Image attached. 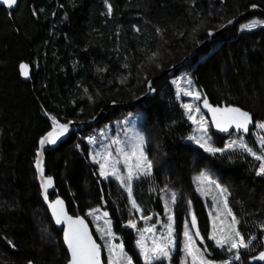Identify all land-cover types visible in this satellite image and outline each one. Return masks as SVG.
Listing matches in <instances>:
<instances>
[{
  "label": "trees",
  "instance_id": "16d2710c",
  "mask_svg": "<svg viewBox=\"0 0 264 264\" xmlns=\"http://www.w3.org/2000/svg\"><path fill=\"white\" fill-rule=\"evenodd\" d=\"M108 2L111 15L105 0H20L14 12L0 7V264H68L62 233L44 206L35 171L39 140L52 130L45 112L79 125L45 154L47 176L56 183L51 199L62 197L72 215L89 222L105 264L88 213L107 211L116 242L133 264H143L137 236L125 226L130 218L139 225V215L117 181L101 179L87 143L97 129L139 110L153 161L152 176L133 184L141 214L150 215V224L161 230V194L177 190L175 235L182 237L194 209L197 229L207 240L202 248L207 246L216 262L231 259L232 253L208 240L209 217L194 185L195 176L211 170L228 189L239 230L246 239L257 237L252 250L241 249V259L232 264H258L254 257L264 251V177L255 174L258 162L241 151L213 156L189 141L193 125L173 81L187 73L214 106L240 107L256 123L264 122V27L242 30L264 22V0ZM229 21L235 22L220 38L169 74ZM21 63L32 69L29 82L22 80ZM149 82L155 91L142 105H132L148 94ZM101 116L95 126L83 127ZM214 136V146L226 144ZM254 137L252 132L245 141L258 150Z\"/></svg>",
  "mask_w": 264,
  "mask_h": 264
},
{
  "label": "snow or ice",
  "instance_id": "6c2138e0",
  "mask_svg": "<svg viewBox=\"0 0 264 264\" xmlns=\"http://www.w3.org/2000/svg\"><path fill=\"white\" fill-rule=\"evenodd\" d=\"M0 5L6 6L8 9H13L18 6V0H0ZM107 8V14L111 15L112 5L105 0ZM231 23V21H229ZM257 26H264V22L253 21L251 23L242 26V30L246 29L251 31ZM211 35V33H209ZM20 73L25 78L29 75V65L21 63L19 65ZM173 84L177 85V99H179L181 93L185 96H192L195 100H201V94L195 91L192 87V81L187 80L188 88H181L180 81L174 80ZM150 91H155L151 87V83L148 85ZM87 91V90H85ZM91 100L92 97L90 96ZM203 105L211 113V124L215 126L217 131L222 133H228L230 129H235L237 133L249 132V125L254 124L253 117L248 111L242 110L240 107H213L209 104L206 97L203 98ZM181 107L185 110L187 119L195 125L194 133L187 137L204 152L210 153L215 156L217 153L223 154L225 151H241L246 153L258 162L255 168V174L259 177H264V136L257 138L259 149L254 150L252 146L247 143L243 137L237 139H231L223 147H216L211 143V136L208 134L209 127L208 122L204 119L203 115L197 116L200 113V108L195 109L191 104H181ZM48 119L51 121L52 130L39 140L40 148L43 149L45 145H54L57 140L66 134L69 130V122L61 123L55 115H49ZM257 128L264 129V122H258L254 125ZM89 144L95 143L92 138L88 139ZM124 142L120 139H114L111 145L105 146L103 152H96L92 159L94 163L99 164V174L104 179H108L110 176L119 181L120 186L128 194V202L131 204V209L136 213H142L141 206L133 198V181L139 180L141 177L150 178L152 176L153 161L148 158L144 151L145 139L143 135L137 133L134 138L127 142V147L122 146ZM115 145L116 155L113 156L110 148ZM78 147V146H77ZM41 155L37 152V160L35 163L37 172L39 173L41 180V188L43 189L44 199L48 200L47 189L52 186L53 180L51 176H45L44 168L42 166V160L39 159ZM123 163L126 175L121 174L118 164ZM197 191L203 195L204 189L200 187L202 184L210 185L212 188L218 190L220 195V202L223 206L222 215L225 219L220 221V224L213 222V228L211 234L208 235V239L214 242L216 248L226 250L232 253L231 259H226L222 264H232L233 261H239L241 259L240 250L246 251L252 250V241L256 240V236H251L246 239L245 235L238 228L239 221L233 214L232 209L228 206L227 194L228 189L222 187L217 181L205 172L201 171L198 176ZM177 202L175 192H171L167 199H164V214L167 216V222L163 225L166 229L165 233H162L159 237H151V244L146 243L145 232H154V228L145 227L139 231V236L136 239V248L139 252V258L143 260V264H163L164 261H172V253L176 248V239L174 236L175 219L172 214V208ZM190 204L191 201H188ZM216 205V200L213 198V206ZM52 211V216L55 219L57 225L64 224L66 227L63 230V240L70 253V259L68 264H104L102 259L101 245L93 239L92 234L88 230L87 224L84 219L79 216L73 218L69 216L64 209V202L57 199L55 202L49 205ZM99 213L100 209L93 208L89 211L88 215L92 216L93 213ZM108 212L104 211L103 216L104 226H97L96 231L100 235V239L105 241L104 247L107 249L108 258L107 264H133V257L130 256L125 250L124 245L112 244L111 241L117 237L112 231V221L107 219ZM220 215V214H218ZM142 219L150 220V215H143ZM94 220H99L100 216H93ZM127 228L136 230L137 222L135 219H128L126 225ZM261 232L264 233V223L260 225ZM191 229H196L192 232ZM183 243L180 251L182 257L180 264H216L213 260L212 254L208 251V247L203 249L197 246V240L200 238L199 243L203 244L204 239L201 237L199 229H197L196 216L192 215L191 224L187 221L183 224ZM11 243V242H9ZM14 247V245H12ZM254 259L264 261V251H260L258 256ZM31 264V261L28 262Z\"/></svg>",
  "mask_w": 264,
  "mask_h": 264
},
{
  "label": "rangeland",
  "instance_id": "374dc122",
  "mask_svg": "<svg viewBox=\"0 0 264 264\" xmlns=\"http://www.w3.org/2000/svg\"><path fill=\"white\" fill-rule=\"evenodd\" d=\"M258 27H264V26H257L255 28H253L252 30H255ZM175 80H179L180 81V87L181 88H188L189 85L187 84V80H191L192 81L191 87L195 91H197V92H199L201 94V100H195L192 96H185V95H183L181 93V95L179 97V100H180V103L181 104H184V103L191 104L194 109L196 107H199L200 108V113H198L197 116L203 115L204 116V119L208 122V127H209L208 134L211 136V138H212L211 139V143L213 144V140H214V137L215 136L213 134V130H212L211 123H210L207 115L201 109V103L203 101V94L197 89V87L194 84L193 80L190 78V76L187 73H182ZM175 86H176V89H177V85H175ZM184 112H185V110H184ZM143 119H144V113L141 110L136 111V112H129L124 117H121L120 119L114 121L111 125H106L105 127H101L99 129H97L96 131H94L92 133V135H91L90 138L94 139L95 140V143L89 144V142L87 140V143L90 146L91 160H92V162H93V159H92L93 155H95L96 152H103L105 146L111 145L112 140L118 138L122 142H124L122 144V146L127 147V142L130 141L132 138H134L137 133L143 135V137L145 139L144 151H145V154L147 155V153H146L147 141H146V138H145L144 133L141 130V123H142ZM195 127L196 126L193 125L192 134L194 133ZM252 132H253V134L255 136L254 138H255L256 141H257V138L258 137L264 136V129H260V128L255 127L252 130ZM241 136L242 135H235V134L234 135H231V136L225 138L226 143H228V141L231 140V139H237V138H239ZM242 137L245 140V137L244 136H242ZM256 143L259 146L258 142H256ZM194 145H196V144L194 143ZM196 146L198 147V145H196ZM110 150L112 151L113 156H115L116 155L115 145H112V147L110 148ZM95 164L98 166V170H99V164H97V163H95ZM117 167L120 169L121 174L126 175V172L124 170V165H123L122 162L120 164H118ZM205 172H207L211 176V178L215 179L217 181V183H219L222 187H224L222 185L221 180H220V177H219V175L217 173H215V172H213L211 170H206ZM198 176H199V174L194 177V185H195V188L196 189H197V185L199 183V181L197 179ZM101 179L103 181H106V182L107 181H110V180L117 181V180H115L111 176L108 179H104L103 177H101ZM135 181H137V180H134L133 181V184L135 183ZM117 182L119 183V181H117ZM200 187L202 189H204L203 195L201 194V192H198L197 190L196 191H197V194L200 196V198L204 201V205H205V208H206L207 216L209 217V224H208L209 227H208V231H207V234H206V236L208 237V235L211 234V232H212L213 222H215L216 224L219 225L220 224V221L222 219H225V218L222 215L223 206H222V203L220 202V195H219L218 190H216V189L212 188V186L206 185V184H202V185H200ZM171 192H175L176 193V197H177L176 204L174 206L170 205V207L172 208V214L174 215V208H175V206L178 203L181 202V195H180L179 191H177V190H171V189H166L161 194V202H162V204L164 206V199H167L168 196H170ZM213 198H215V200H216V205L215 206H213ZM218 214H220V215H218ZM96 215H99L100 216V219L99 220H94L93 219V216H96ZM138 215H139L138 218H139V222H140L139 225L140 226L137 225V229L136 230H133V232L136 234L137 238L139 236V231L141 229H143L145 227L154 228V230H155L154 232H145L144 233V235L146 237V243H148L150 245L151 242H152L151 237H153V236L159 237L162 233H165L166 232V229L163 227V225L167 222V216L164 214V211H163V217L160 218L159 219V222H158L160 225L162 224V229L161 230H159L156 227L155 224H150L151 220H144V219H142L141 218L142 217V214L141 213H138ZM192 215H195L194 214V209L193 210L190 209V214H189V216L187 218V222L189 224H191ZM89 218H90V222H91V224H92V226L94 228V231L96 232L99 240L102 243V247L104 249V253L106 254V258H108L107 249L104 247L105 241L100 239V235L96 231L97 226H100V227H103L104 226V220L106 218L103 216V212H101V211L99 213H95L94 212L92 216L89 215ZM107 219H109V218L107 217ZM191 231L192 232H195L196 230L195 229H191ZM174 236H175V239H176V248H175V250L172 253V261L171 262L164 261L163 264H180V260H181V257L183 255L182 252L180 251V248L182 247V243H183V235H182L181 238H178L175 235V233H174ZM194 239L197 240V246L200 247L201 249H203L202 246H201V244L199 243V239L200 238L194 237ZM204 241L207 242V240H204ZM209 241H211V240H209ZM205 242L203 244H205ZM211 242H213V241H211ZM111 243L112 244H121V243H117L116 242V239H113L111 241ZM106 262H107V259H106ZM216 264H222V262H216Z\"/></svg>",
  "mask_w": 264,
  "mask_h": 264
},
{
  "label": "water",
  "instance_id": "95a60500",
  "mask_svg": "<svg viewBox=\"0 0 264 264\" xmlns=\"http://www.w3.org/2000/svg\"><path fill=\"white\" fill-rule=\"evenodd\" d=\"M19 3H20V0H18V6H19ZM18 6L17 7H15V8H13V9H8L6 6H3V5H0V7H4V8H6L8 11H10V12H14L15 10H17V8H18ZM252 11L255 13V12H258L259 10L257 9V8H252ZM235 21H232L231 23H229V24H227L226 26H224L221 30H219L218 32H213V33H211V37H210V39L208 40V41H206L200 48H198L196 51H194L188 58H186L184 61H183V63H181L180 65H178V66H176V67H174L173 69H171V71L169 72V74L170 75H173L174 74V72H175V70H177V69H180L181 68V66L184 64V63H186V62H188L189 60H192L195 56H197L211 41H214V40H216V39H218V38H220L232 25H233V23H234ZM26 64V63H25ZM21 74V73H20ZM31 75H32V69H31V67L29 66V75H28V78H25L23 75H21V77H22V80L23 81H25V82H29L30 80H31ZM151 87H152V83H151ZM152 91H150L149 90V92H148V94L146 95V96H144L142 99H140V100H137L136 102H134L132 105H135V106H140V105H142L146 100H147V98L149 97V96H151L152 95ZM204 97H206L207 98V100H208V102H209V104H211V102H210V100H209V98L205 95V94H203V98ZM213 107H221V108H223V107H228V106H226V105H223V106H214L213 104H211ZM231 107H236V106H231ZM201 109H202V111L207 115V117H208V119H209V121H210V123H211V119H212V117H211V113L210 112H208V109L206 108V107H204V105H203V101H202V103H201ZM243 110V109H242ZM102 117L103 116H101V117H98V118H96L95 120H93V121H91V122H88V123H86V124H84V128H89V127H93V126H95L98 122H99V120L100 119H102ZM253 117V116H252ZM253 121H254V124H250L249 125V132H247V133H237L236 131H235V129H230L229 130V132L228 133H222V132H219V131H217V129L215 128V126L214 125H212L211 124V126H212V130H213V134L214 135H216V136H218V137H221V138H227V137H229V136H231V135H242V136H244V137H248L250 134H251V132H252V130L255 128V123H256V121L254 120V118H253ZM77 126H79V125H76L75 123H73V122H71L70 124H69V130H68V132L66 133V134H64L63 136H61L58 140H57V142H56V144H54V145H45V147L43 148V149H41L40 148V145H39V151L38 152H40L41 153V155L39 156V159L40 160H42V166H43V168H44V174H45V176H47V173H46V170H45V167H44V164H45V154H46V152L49 150V149H55V148H57L58 146H59V144L63 141V140H65L67 137H68V135L70 134V133H72L73 131H75V129H76V127ZM38 158V157H37ZM37 160V159H36ZM36 163V162H35ZM35 171H36V175H37V181H38V183H39V185H40V190H41V195H42V199H43V202H44V206H45V208L48 210V212H49V214H50V217H51V219H52V221H53V223H54V225H55V227H56V229L59 231V232H61L62 233V239H63V230H64V228L66 227V225H64V224H60V225H57L56 223H55V219H54V217L52 216V211H51V208L49 207V205L51 204V203H53V202H55L57 199H59V200H62L63 202H64V209H65V211L68 213V215L69 216H72L73 218H75V217H77V216H74V215H72L70 212H69V209H68V204H67V202L62 198V197H56L55 199H51V196L56 192V183H55V180H54V178H52V180H53V183H52V186L50 187V188H48L47 189V194H48V200L46 201L45 199H44V194H43V189L41 188V180H40V176H39V173L37 172V169H36V166H35ZM80 218H82V219H84V221H85V224H87V226H88V230H89V232L92 234V236H93V239H95L96 240V238H95V236H94V234H93V230H92V227H91V225L89 224V222L83 217V216H79ZM196 230V229H195ZM96 242H97V240H96ZM63 243H64V240H63ZM98 243V242H97ZM64 246H65V248H66V250H67V252H68V249H67V246H66V244L64 243ZM68 255H69V259H70V253L68 252ZM102 259H103V261H104V254H103V252H102ZM255 262L256 263H258V264H264V261H260V260H257V259H255ZM104 264H105V262H104Z\"/></svg>",
  "mask_w": 264,
  "mask_h": 264
}]
</instances>
